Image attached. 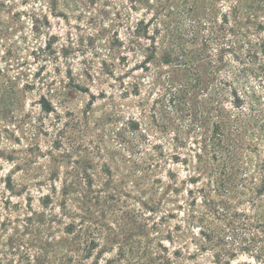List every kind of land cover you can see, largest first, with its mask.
Segmentation results:
<instances>
[{
  "label": "rangeland",
  "instance_id": "rangeland-1",
  "mask_svg": "<svg viewBox=\"0 0 264 264\" xmlns=\"http://www.w3.org/2000/svg\"><path fill=\"white\" fill-rule=\"evenodd\" d=\"M155 8L129 0H0L3 262L21 260L26 248L37 255L42 241L64 237V227L78 222L64 214L66 209L59 206L62 196L57 193L53 205L47 207L54 208L49 213L57 215L55 219L44 226L26 227L31 212H48L38 199L49 193L50 185L59 190L64 184L81 182L79 172L85 171L98 188L110 169L121 191L118 210L112 213L105 206L98 212L103 214L102 228H113L120 235L124 254L118 256V243L109 244L100 258L94 248L78 264H105L106 258L112 264H264V232L253 228L233 238L224 234L222 222L205 213L197 193L196 203L189 205L186 189L193 186L184 181L189 174L186 167L165 158L142 188L135 183L143 174L129 173L132 162L139 163L144 152L151 151L150 143L167 146V141L155 137L144 145L142 133L129 131L125 125L139 117L141 102L147 110L155 97L147 91L152 69L135 70L142 56L128 48L129 28L140 19H149ZM134 82L139 83V90L132 88ZM260 137L253 140L259 151L252 145L248 151L252 169L253 163H264V134ZM170 172L172 179L167 177ZM168 183L175 191L165 190ZM229 202L233 211L252 210L244 200L236 203L232 197ZM73 203L68 206L76 211ZM120 216L126 220H119ZM200 230L210 236L205 238ZM123 234L128 240L121 238ZM252 235L257 242L244 248V239ZM9 237L34 239L35 244L23 242L12 255ZM60 246L64 245L57 246L58 254L65 252ZM47 249L50 255L56 248Z\"/></svg>",
  "mask_w": 264,
  "mask_h": 264
},
{
  "label": "trees",
  "instance_id": "trees-1",
  "mask_svg": "<svg viewBox=\"0 0 264 264\" xmlns=\"http://www.w3.org/2000/svg\"><path fill=\"white\" fill-rule=\"evenodd\" d=\"M129 1L156 7L149 19L136 21L128 33V48L142 56L134 69H152L147 91L155 97L147 110L141 102L139 117L125 125L129 131L142 133L144 145L151 137L167 141L166 147L150 143L151 151L144 152L139 163L132 162L129 173L143 174L135 185L144 187L159 161L169 158L189 173L184 179L193 186L186 189L189 205L196 203L197 193L206 206L205 213L222 222L224 234L237 238L253 228L264 232V163H253L252 169L248 159L250 145L259 151L253 140L264 134V0ZM132 88L139 90V83H132ZM249 136L253 138L248 140ZM105 174L107 178L98 188L85 171L79 172L81 182L64 184L59 190L50 185L49 193L38 199L48 212H31L26 227L35 223L44 226L55 219L57 215L49 213L54 208L47 207L53 205L57 193L62 196L59 206L66 209L64 214L78 222L64 227V237L42 241L37 255L26 248L21 260L7 258L3 262L1 258L0 264H78L94 248H98L100 258L109 244L115 243L121 257L120 235L113 228H102L103 214L98 212L105 206L112 213L118 210L119 184L113 181L110 169ZM167 177L172 179L173 173ZM170 184L164 187L166 191L172 188ZM140 193L144 194V189ZM232 197L236 203L244 200L252 210L233 211ZM69 202H74L76 211L69 208ZM199 233L210 236L204 230ZM121 238L128 240L124 234ZM23 242L35 244L34 239L9 237L10 253L15 255ZM243 242L244 248H249L257 240L253 236ZM58 245H64L60 246L65 247L64 253H56ZM51 246L56 249L49 255L47 248ZM105 264H112V259L106 258Z\"/></svg>",
  "mask_w": 264,
  "mask_h": 264
}]
</instances>
